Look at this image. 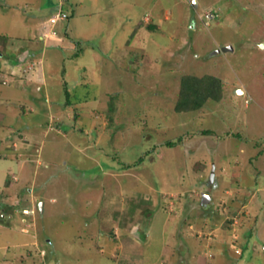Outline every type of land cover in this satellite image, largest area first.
<instances>
[{"label": "rangeland", "instance_id": "1", "mask_svg": "<svg viewBox=\"0 0 264 264\" xmlns=\"http://www.w3.org/2000/svg\"><path fill=\"white\" fill-rule=\"evenodd\" d=\"M0 52V264H115L126 228L264 264V0H0Z\"/></svg>", "mask_w": 264, "mask_h": 264}, {"label": "crops", "instance_id": "2", "mask_svg": "<svg viewBox=\"0 0 264 264\" xmlns=\"http://www.w3.org/2000/svg\"><path fill=\"white\" fill-rule=\"evenodd\" d=\"M58 8H62V7H58ZM58 8H56V9H58ZM131 43H132V41L129 44L130 46H131ZM39 78H40V76H39ZM37 82H39V80ZM132 230H133V228L131 230H129V229L127 230V228H126V230L124 231L126 233L125 238L126 237L128 238V236H130V238L128 239L129 242L127 241L128 244L126 246V250L122 251V250H118V248H117L115 251V255L113 253L114 257L117 258V262H115V264H129V263L130 264H160V261L157 262V261H154V259L150 260L147 258L146 250L144 249V247L140 243L142 238H140V241H138L139 237H136L137 231L136 230L132 231ZM127 260H129L130 262L128 263Z\"/></svg>", "mask_w": 264, "mask_h": 264}, {"label": "trees", "instance_id": "3", "mask_svg": "<svg viewBox=\"0 0 264 264\" xmlns=\"http://www.w3.org/2000/svg\"><path fill=\"white\" fill-rule=\"evenodd\" d=\"M54 11H52L50 14H49V19H50V15L53 13ZM69 18V16L66 18V20ZM50 27H51V24H50ZM48 27V30L49 28ZM47 30V31H48ZM55 31V30H54ZM47 33V32H46ZM46 34H44V37H45ZM0 55H1V52H0ZM13 53H12V56H10L9 58L12 59L13 57ZM15 59V58H14ZM18 61V60H16ZM195 82V81H194ZM182 84L184 85V89L183 91L181 92V99H182V102H181V106L183 108H186V106H189L191 107V105H195V106H199L201 103H202V98H195L194 97V91L191 90V84L192 82L190 81H185V79L182 80ZM193 86V85H192ZM194 93V94H193ZM191 101V102H190Z\"/></svg>", "mask_w": 264, "mask_h": 264}, {"label": "built area", "instance_id": "4", "mask_svg": "<svg viewBox=\"0 0 264 264\" xmlns=\"http://www.w3.org/2000/svg\"><path fill=\"white\" fill-rule=\"evenodd\" d=\"M205 18L210 19L214 16V14L212 12H205L204 13ZM67 17V14L65 12H63L62 10H58L56 13H54L51 17H50V23L51 26H54L59 20H63ZM206 22H208V20H206ZM51 32L55 33L54 30H51ZM24 212H26L27 210H23Z\"/></svg>", "mask_w": 264, "mask_h": 264}, {"label": "clouds", "instance_id": "5", "mask_svg": "<svg viewBox=\"0 0 264 264\" xmlns=\"http://www.w3.org/2000/svg\"><path fill=\"white\" fill-rule=\"evenodd\" d=\"M58 10H62L63 12H65V10H63L62 8H58V9L54 10V12L50 15V17H51L54 13H56ZM65 13H66V12H65ZM66 14H67V13H66ZM67 17H68V15H67ZM67 17H66V18H67ZM66 18H65V19H66ZM65 19H63V20H65ZM60 21H62V20H59L58 22H60ZM58 22H57V23H58ZM49 23H50V19H49ZM57 23H56V24H57ZM50 24H51V23H50ZM56 24H55V25H56ZM55 25H54V26H55ZM54 26H51V27H54ZM51 27L49 28V30H55V29H53V28H51ZM49 30H48V31H49ZM55 32H56V31H55ZM23 210H27V212H24ZM21 211H22L23 214H29V213L32 214V213L34 212V210L31 209V208L26 209V208H23V207H22Z\"/></svg>", "mask_w": 264, "mask_h": 264}, {"label": "water", "instance_id": "6", "mask_svg": "<svg viewBox=\"0 0 264 264\" xmlns=\"http://www.w3.org/2000/svg\"><path fill=\"white\" fill-rule=\"evenodd\" d=\"M212 175H213V172H212L211 175H210V178H211V179H212ZM41 204H42V202L39 203V209H42V208H41Z\"/></svg>", "mask_w": 264, "mask_h": 264}, {"label": "bare ground", "instance_id": "7", "mask_svg": "<svg viewBox=\"0 0 264 264\" xmlns=\"http://www.w3.org/2000/svg\"><path fill=\"white\" fill-rule=\"evenodd\" d=\"M27 212V211H26Z\"/></svg>", "mask_w": 264, "mask_h": 264}]
</instances>
